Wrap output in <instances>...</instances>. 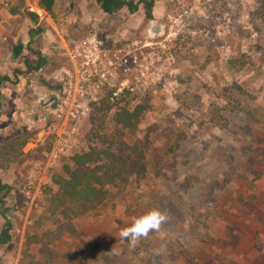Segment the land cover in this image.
I'll return each mask as SVG.
<instances>
[{"label": "rangeland", "instance_id": "rangeland-1", "mask_svg": "<svg viewBox=\"0 0 264 264\" xmlns=\"http://www.w3.org/2000/svg\"><path fill=\"white\" fill-rule=\"evenodd\" d=\"M56 2L41 23L66 48L48 72L63 85L60 108L42 127L0 138V181L16 199L0 264H264V0H160L153 20L143 5L109 16L96 0ZM126 93L131 109L149 104L131 133L115 109L102 113ZM94 133L133 159L128 182L27 243L49 178L73 168ZM152 208L167 220L132 248L119 232Z\"/></svg>", "mask_w": 264, "mask_h": 264}, {"label": "trees", "instance_id": "trees-1", "mask_svg": "<svg viewBox=\"0 0 264 264\" xmlns=\"http://www.w3.org/2000/svg\"><path fill=\"white\" fill-rule=\"evenodd\" d=\"M156 1L160 0H139L137 3L128 0H96V3L99 9L109 16L123 9L135 13L139 6L143 5L146 18L152 20ZM38 5L51 15L55 0H39ZM18 7L20 9L24 7V0H20ZM25 13L30 20L38 23L36 13L30 11ZM131 102L128 93L117 99H112L111 96L107 101H103L105 106L102 111L103 114L108 115L111 110L115 109L113 122L118 129L128 133L137 130L143 116L149 110L148 101H144L132 109L130 108ZM99 112H101L100 109ZM93 138L97 144L90 147L87 152L78 154L69 160L73 168L66 166L62 173H55L49 178L51 184L42 194L43 203L40 206L43 215L36 219L33 215L31 216V225L28 227L26 236L27 243L39 242L42 235L51 237L57 234L64 229L63 225L59 224L61 220L69 221L81 216L84 211L94 208L105 200L106 195L104 194L107 189L128 182L133 159L130 160L129 156L128 158L121 157L118 154V150L114 149L117 146L114 138L99 133H94ZM22 141L21 145H24L28 140L25 138ZM135 164L137 166L133 167L139 169L137 172L145 171L146 165L144 166L140 161ZM44 224L45 229L48 228L46 234L41 232L44 228L40 230ZM55 229L57 230L55 231ZM10 231L11 228L8 227L0 232L1 245L11 246Z\"/></svg>", "mask_w": 264, "mask_h": 264}, {"label": "flooded vegetation", "instance_id": "flooded-vegetation-1", "mask_svg": "<svg viewBox=\"0 0 264 264\" xmlns=\"http://www.w3.org/2000/svg\"><path fill=\"white\" fill-rule=\"evenodd\" d=\"M37 15L38 23L29 31L30 42L13 52L16 66L12 67L11 73L0 75V117L4 112H9V119L18 123L14 126V136L45 125V112L51 113L59 109L63 94V85L53 83L48 72L50 69L60 68L66 48H62L60 32L55 27L56 41H52L49 35L45 37L48 30L41 21L44 19L49 24L50 15ZM4 87L7 93L3 98ZM11 191V188L0 181V232L8 227L12 228L9 215L16 209V199ZM5 246L8 245L0 244V248Z\"/></svg>", "mask_w": 264, "mask_h": 264}, {"label": "crops", "instance_id": "crops-1", "mask_svg": "<svg viewBox=\"0 0 264 264\" xmlns=\"http://www.w3.org/2000/svg\"><path fill=\"white\" fill-rule=\"evenodd\" d=\"M56 1L57 0H55V4L57 3ZM18 3H20V0H0V75H6L12 72V67L17 64L16 58L13 56V52L20 50L23 45L25 46L27 42H30L29 31L35 27V23L30 21V19L25 15L29 0H24V9H20L18 7ZM34 3H36V5L35 7L31 6L29 8L30 12H33L31 11L33 8H38V14L44 12V10L41 11L42 8L39 7L37 0H35ZM18 20L22 23H18ZM47 35H49V38L51 37L52 41H56L53 27H50V30L46 31L45 37H47ZM59 35L62 39V35ZM62 41L63 39L61 42ZM6 93L7 89L4 87L2 94L3 98L6 96ZM10 115L11 114H9V112H4L0 117V138L5 139L11 135L16 127L15 125L18 124L17 122H12V120L9 119ZM6 134L8 135L6 136Z\"/></svg>", "mask_w": 264, "mask_h": 264}, {"label": "clouds", "instance_id": "clouds-1", "mask_svg": "<svg viewBox=\"0 0 264 264\" xmlns=\"http://www.w3.org/2000/svg\"><path fill=\"white\" fill-rule=\"evenodd\" d=\"M166 220L167 216L162 211L152 208L131 217L129 224L119 232V236L135 248L141 238H146L150 233L158 231Z\"/></svg>", "mask_w": 264, "mask_h": 264}, {"label": "built area", "instance_id": "built-area-1", "mask_svg": "<svg viewBox=\"0 0 264 264\" xmlns=\"http://www.w3.org/2000/svg\"><path fill=\"white\" fill-rule=\"evenodd\" d=\"M31 11H33V12H34L35 10H34V9H31ZM39 15H40V14H39ZM121 91H122V90H121V89H119L118 91H116V92L114 93V95H115V96H117V95L119 94V92H121Z\"/></svg>", "mask_w": 264, "mask_h": 264}]
</instances>
